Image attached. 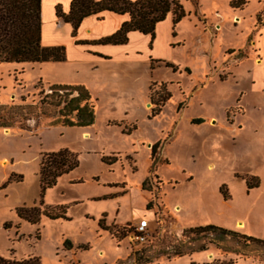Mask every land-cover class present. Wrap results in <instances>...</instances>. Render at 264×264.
Segmentation results:
<instances>
[{
    "label": "rangeland",
    "instance_id": "obj_1",
    "mask_svg": "<svg viewBox=\"0 0 264 264\" xmlns=\"http://www.w3.org/2000/svg\"><path fill=\"white\" fill-rule=\"evenodd\" d=\"M10 1L0 0V13ZM178 1L185 15L172 26L178 45L165 57L174 72L151 60L149 68L115 62L101 69L106 85L88 92L89 126H51L63 104L46 97L50 83L36 81L48 74L0 64V123L9 125L0 127L7 161L0 166L1 258L264 264L261 248L241 256L229 238L182 234L212 225L264 240V0L241 9L229 0ZM61 149L75 154L77 165L58 175L41 201L61 208L64 219L17 218L14 208L38 202L40 154ZM139 218L151 233L141 246L100 228L128 229Z\"/></svg>",
    "mask_w": 264,
    "mask_h": 264
},
{
    "label": "trees",
    "instance_id": "obj_2",
    "mask_svg": "<svg viewBox=\"0 0 264 264\" xmlns=\"http://www.w3.org/2000/svg\"><path fill=\"white\" fill-rule=\"evenodd\" d=\"M246 1L229 0L228 6L231 9H241ZM39 4L40 0H11L5 3V7L0 13V64L64 61L63 46H40ZM100 12H112L127 16L126 20L121 22L112 34L97 41L100 44L113 45L125 43L127 40L126 35L130 31L147 34L151 41L155 24L162 21L167 14L171 16L172 26L185 15L178 0H70L66 13H62L58 5L54 7L56 18L70 24L71 36L74 35L77 26L84 17ZM163 66L169 68L172 72L175 70L169 63L164 62ZM49 91L47 98L50 100L57 98L53 103L54 106L58 107L61 103L63 104L62 112L59 111L58 117L50 123L51 126L58 123L80 127L92 124L93 104L90 102V95L84 86L52 84L49 86ZM73 91L76 92L75 96H71ZM168 97L169 94L165 92V97L161 102ZM154 113L153 111L152 115ZM0 127L7 128L9 125L0 123ZM156 146L157 143L152 145L151 156ZM76 165V155L66 149L41 153L38 163V202L31 206L21 205L14 208L17 218L32 224L37 223L40 216L50 220L64 219V212L61 208L53 209L43 206L41 198L45 189L54 184L58 175L72 170ZM4 227L6 228L7 225L5 224ZM100 228L107 230L113 237H116L118 230H120L122 236L128 232V229L124 227L117 229L115 226L100 225ZM182 234L186 237L193 236L196 239L206 235L229 238L236 243L238 247L234 251L239 252L241 256H245L241 253V250L247 247L264 250V240L237 234L212 225L186 228L183 229ZM64 244L67 248L70 247L68 243L65 242ZM196 249L203 250L204 247L201 245ZM180 254L178 253V255ZM141 258V256L136 258L137 263H140ZM147 262L148 260L144 259L142 263ZM0 264H39V261L37 258L9 261L0 257Z\"/></svg>",
    "mask_w": 264,
    "mask_h": 264
},
{
    "label": "crops",
    "instance_id": "obj_3",
    "mask_svg": "<svg viewBox=\"0 0 264 264\" xmlns=\"http://www.w3.org/2000/svg\"><path fill=\"white\" fill-rule=\"evenodd\" d=\"M69 1L40 0L39 4L40 46H63L64 61L14 64L10 66L11 69L18 68L23 71L24 68H29L37 72L45 71L48 78L41 80L39 77L37 82L44 81L51 85H82L91 93L93 88L105 84L101 69H106L115 62L128 66L140 63L148 65V68L150 60L169 63L165 61V57L171 53L173 43L178 45V42H174L177 34L172 31L174 29L177 31L178 25L172 27L169 14L155 24L151 41L147 34L130 31L123 44H100L97 41L112 34L127 16L112 12L89 15L80 21L74 35L71 36L70 24L56 18L54 13L56 5L60 7L62 13H66ZM107 79L111 80L109 77ZM3 161L6 160H1L0 166Z\"/></svg>",
    "mask_w": 264,
    "mask_h": 264
},
{
    "label": "built area",
    "instance_id": "obj_4",
    "mask_svg": "<svg viewBox=\"0 0 264 264\" xmlns=\"http://www.w3.org/2000/svg\"><path fill=\"white\" fill-rule=\"evenodd\" d=\"M127 237L133 245L141 246L146 244L151 237L149 223L144 218H139L128 227Z\"/></svg>",
    "mask_w": 264,
    "mask_h": 264
},
{
    "label": "bare ground",
    "instance_id": "obj_5",
    "mask_svg": "<svg viewBox=\"0 0 264 264\" xmlns=\"http://www.w3.org/2000/svg\"><path fill=\"white\" fill-rule=\"evenodd\" d=\"M7 132H8V130H5V135L7 134ZM6 163H7V161H3L2 163H1V167H3V166H5L6 165Z\"/></svg>",
    "mask_w": 264,
    "mask_h": 264
}]
</instances>
